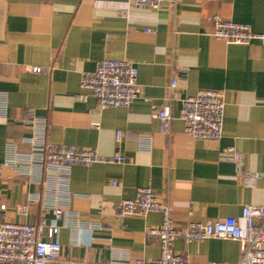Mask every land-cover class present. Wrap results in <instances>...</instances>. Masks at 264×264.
<instances>
[{"label": "crops", "instance_id": "crops-1", "mask_svg": "<svg viewBox=\"0 0 264 264\" xmlns=\"http://www.w3.org/2000/svg\"><path fill=\"white\" fill-rule=\"evenodd\" d=\"M216 19L261 32L264 0H165L158 9L131 0H0V223L31 225L58 242L60 264L158 259L160 243L145 233L162 215L115 216L114 205L139 188L168 208L175 229L224 217L243 227V207L264 206V176L247 181L264 175V47L215 39ZM103 60L137 68L141 92L128 107L99 109L80 88L81 74ZM31 66L50 71L32 74ZM171 77L168 135L153 113L167 104ZM201 90L224 103L218 143L186 134L179 118L181 99ZM41 143L92 150L100 161L61 177L34 159ZM227 148L241 155L239 167L220 160ZM115 155L125 161L106 160ZM173 252L192 264L241 256L238 242L220 238L177 239Z\"/></svg>", "mask_w": 264, "mask_h": 264}, {"label": "built area", "instance_id": "built-area-1", "mask_svg": "<svg viewBox=\"0 0 264 264\" xmlns=\"http://www.w3.org/2000/svg\"><path fill=\"white\" fill-rule=\"evenodd\" d=\"M133 4L158 9L165 0H131ZM175 3L176 0H166ZM213 37L228 44L250 45L258 41L264 47V26L255 33L246 24L232 21L215 20ZM32 74L48 73L49 68L28 67ZM138 70L127 61L103 60L92 72L81 74L80 88L89 91L99 109L126 108L140 95L137 83ZM177 79L171 77L168 90V102L156 109L153 117L159 120L161 132L170 134L173 117L171 101L174 97ZM224 103L218 92L201 90L194 96L181 99L179 118L184 123L185 133L196 140L218 143L222 136ZM121 134H116L117 142ZM34 159L43 163L47 169L55 171L61 177L67 175V169L74 165L89 166L100 161L92 150L65 147L41 143L33 148ZM108 162L123 163L125 158L115 155ZM220 160L230 161L240 166L242 158L233 148L221 151ZM104 161V160H103ZM4 165L0 164V180ZM259 173L252 174L247 181L257 179ZM4 209V206L0 207ZM115 216L143 217L157 212L163 221L159 227L151 228L145 236L148 240L158 241L161 254L155 260H138L134 264H192L184 257L173 252L177 239L185 242H202L209 238L236 241L240 245V259L237 264H264V206L246 205L242 209L244 226L241 227L232 217L218 218L205 223L190 222L183 230L175 229L168 208L156 200L148 188H139L133 199H122L114 205ZM61 215L56 212L57 218ZM39 230L31 225L0 223V264H60L61 246L58 242L43 241ZM53 229L48 230L51 238ZM225 264V263H213Z\"/></svg>", "mask_w": 264, "mask_h": 264}]
</instances>
